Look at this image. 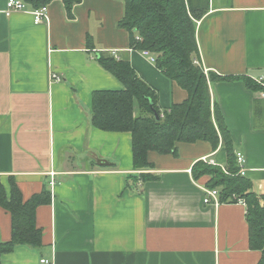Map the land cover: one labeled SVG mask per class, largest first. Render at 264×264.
Segmentation results:
<instances>
[{"label":"crops","instance_id":"crops-1","mask_svg":"<svg viewBox=\"0 0 264 264\" xmlns=\"http://www.w3.org/2000/svg\"><path fill=\"white\" fill-rule=\"evenodd\" d=\"M6 1L0 0V182L7 197L14 182L23 201L45 188L50 201L35 209L41 245H18L0 264H257L245 205L203 203L208 177L191 174L198 160L224 165L222 146L213 151L198 140L177 143L176 155L149 152L159 179L135 192L126 188L134 173L130 133L92 125V93L124 88L96 61L100 51L115 49L127 59L157 92L161 111L187 98L129 47V33L118 26L124 2L81 0L69 15L52 0L48 20L35 23L27 11L5 14ZM195 32L204 71L238 77L209 82L210 96L235 153L245 157L253 191L264 194V130L255 131L264 129V98L241 79L264 84V0H208ZM97 160L113 166L97 168ZM10 237L11 217L0 206V242Z\"/></svg>","mask_w":264,"mask_h":264},{"label":"trees","instance_id":"trees-1","mask_svg":"<svg viewBox=\"0 0 264 264\" xmlns=\"http://www.w3.org/2000/svg\"><path fill=\"white\" fill-rule=\"evenodd\" d=\"M33 9L47 6L52 0H23ZM71 14L74 4L81 0H61ZM124 14L118 26L130 35L129 47L147 50L155 57V65L169 80L187 92V98L161 111L157 105V92L145 82L130 62L116 58L108 51H100L96 61L124 86L121 90H96L91 99V123L103 131L129 132L133 174L127 177L126 188L155 181L159 176L152 172L154 164L149 152L177 154V143L208 142L213 151L222 146L226 151L224 165L204 160L191 167L194 180L201 176L208 179L204 186L217 189L219 203L245 202L248 225V246L260 252L257 264H264V194L258 195L245 175L239 174V165L233 142L223 115L212 102L209 82L233 80V76H220L205 72L201 65L196 41V22L208 11V0H122ZM251 90H263V86L248 77H241ZM154 113H157L158 119ZM97 160V168L113 166ZM46 188L23 201L13 182L7 197L0 182V206L11 217V237L0 242V257L18 245L39 247L42 230L35 221V209L49 203Z\"/></svg>","mask_w":264,"mask_h":264},{"label":"built area","instance_id":"built-area-1","mask_svg":"<svg viewBox=\"0 0 264 264\" xmlns=\"http://www.w3.org/2000/svg\"><path fill=\"white\" fill-rule=\"evenodd\" d=\"M14 11L30 12L33 15V19H34L35 23H42L43 21L48 20L47 7L46 6H43V7L38 8V9H28L27 4L23 0H7L5 10H4L5 14L8 15ZM108 52L116 58L119 57L117 54V51L115 49L109 50ZM142 54L145 55L146 57H148L150 59V61L155 62L154 55L151 54L149 51L143 50ZM50 78L57 80V81L60 80V77L54 73H51ZM255 81L257 83H259L260 85H262L264 88L262 78L256 79ZM259 96L261 98H264V89L259 91ZM203 160L206 161L205 159H203ZM236 160H237V163L239 165V174L245 175V168H244L245 157H244V155L240 152H236ZM209 162L213 164V162L211 160H209ZM50 184L53 185V181H51ZM203 192H204L203 203L215 204V205L219 204V193H218L217 189H210V188H207L204 186ZM236 203L245 205L244 200L241 198H236ZM40 262H41V264H51V262L47 259H40Z\"/></svg>","mask_w":264,"mask_h":264},{"label":"rangeland","instance_id":"rangeland-1","mask_svg":"<svg viewBox=\"0 0 264 264\" xmlns=\"http://www.w3.org/2000/svg\"><path fill=\"white\" fill-rule=\"evenodd\" d=\"M262 130H264V129H255V131H262ZM255 190H257V184L255 183ZM130 190H133V191H135L136 192V188L133 186V188L132 189H130Z\"/></svg>","mask_w":264,"mask_h":264},{"label":"water","instance_id":"water-1","mask_svg":"<svg viewBox=\"0 0 264 264\" xmlns=\"http://www.w3.org/2000/svg\"><path fill=\"white\" fill-rule=\"evenodd\" d=\"M154 116H155L156 119H158V115H157V113H154Z\"/></svg>","mask_w":264,"mask_h":264}]
</instances>
